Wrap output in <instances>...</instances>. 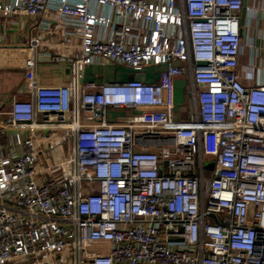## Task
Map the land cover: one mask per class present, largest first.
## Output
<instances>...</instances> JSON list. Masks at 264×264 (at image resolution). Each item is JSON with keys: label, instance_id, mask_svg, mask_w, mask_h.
Instances as JSON below:
<instances>
[{"label": "built area", "instance_id": "2783aa9c", "mask_svg": "<svg viewBox=\"0 0 264 264\" xmlns=\"http://www.w3.org/2000/svg\"><path fill=\"white\" fill-rule=\"evenodd\" d=\"M243 1L0 0L70 68L0 102V264H264V83L238 71ZM101 60L165 69L86 81Z\"/></svg>", "mask_w": 264, "mask_h": 264}, {"label": "crops", "instance_id": "0c3cea01", "mask_svg": "<svg viewBox=\"0 0 264 264\" xmlns=\"http://www.w3.org/2000/svg\"><path fill=\"white\" fill-rule=\"evenodd\" d=\"M242 19L241 11L243 37L238 71L244 83L258 85L264 83V0H247L246 15L244 21ZM38 23L26 17L0 19V102L10 101L15 94L27 98L19 90L31 72L35 73L39 85L55 86L69 82L65 80L68 66L51 60L45 51L32 45L35 33L40 31ZM164 69L147 66L134 72L125 66L101 60L86 67L85 80L104 82L136 78L151 83L159 80ZM143 70L142 74L136 73ZM176 110L178 119L190 117L187 103L177 106ZM116 113V110L111 111L110 118L114 119Z\"/></svg>", "mask_w": 264, "mask_h": 264}, {"label": "water", "instance_id": "95a60500", "mask_svg": "<svg viewBox=\"0 0 264 264\" xmlns=\"http://www.w3.org/2000/svg\"><path fill=\"white\" fill-rule=\"evenodd\" d=\"M243 4L244 6L242 8V17L244 19L246 15V10H247V0H244ZM243 19L242 21H244ZM65 80L66 81L70 80V68L69 67L66 69ZM186 83H187L186 80L182 78H176L173 82V87H174L173 102L176 106H182L186 100V94H185Z\"/></svg>", "mask_w": 264, "mask_h": 264}, {"label": "rangeland", "instance_id": "374dc122", "mask_svg": "<svg viewBox=\"0 0 264 264\" xmlns=\"http://www.w3.org/2000/svg\"><path fill=\"white\" fill-rule=\"evenodd\" d=\"M35 35H38L37 32L35 33ZM63 64H64V63H63ZM126 68H128V67H126ZM157 68H158L159 70H163V69H164V66H163V65H160V66H157ZM128 69H130V68H128ZM130 70H132V69H130ZM144 71H145V70H143V71H139V72H136V73H137V74H140V73L142 74ZM134 72H135V71H134ZM206 166L209 167V168H211V167L213 166V162H211V161L207 162Z\"/></svg>", "mask_w": 264, "mask_h": 264}]
</instances>
